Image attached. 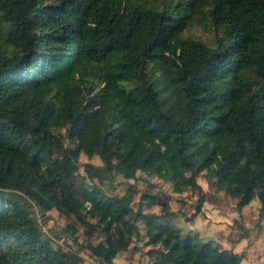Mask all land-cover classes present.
Here are the masks:
<instances>
[{"label":"trees","instance_id":"trees-1","mask_svg":"<svg viewBox=\"0 0 264 264\" xmlns=\"http://www.w3.org/2000/svg\"><path fill=\"white\" fill-rule=\"evenodd\" d=\"M194 22L210 42L180 33ZM58 128L97 163L55 155ZM201 170L264 216V0H0V264H79L33 207L99 264H241L174 224Z\"/></svg>","mask_w":264,"mask_h":264},{"label":"rangeland","instance_id":"rangeland-1","mask_svg":"<svg viewBox=\"0 0 264 264\" xmlns=\"http://www.w3.org/2000/svg\"><path fill=\"white\" fill-rule=\"evenodd\" d=\"M147 4H157L159 0H143ZM180 33L182 35H192L198 37L206 42H210L213 36L211 26L205 24L201 26L197 23L184 26ZM83 65H80V70H76L75 74L82 73L85 80L89 79L93 82L96 81L92 75L90 67L92 60L85 59ZM88 68V69H86ZM58 139V147L55 155L62 159L73 161L78 158V162L92 161L97 163L95 157L88 156L86 150L79 147L77 139H70L66 137L64 128H58L55 131ZM79 167V171L82 172ZM196 181L200 185V189L187 188L180 195L175 194V201L170 200V209L175 210L174 224L180 229L182 233L195 232L201 240L209 239L212 243H216L219 248L227 255H236L241 264H264V216H260L257 212L256 199L250 200L245 205L237 210L234 206L235 198L226 194L223 190H215L210 182V175L208 170H201L196 175ZM125 181L116 180L114 186L106 189L107 192L122 191L125 188ZM138 190H148L154 192L156 188L149 184L137 182ZM202 195L199 211L186 218L177 211L178 202H188L187 213L192 212L189 202L193 205L197 196ZM36 221L43 234L51 238L56 244L60 245L66 250H72L79 256V264H88L91 261L97 262L93 259L89 250L79 246L86 239L81 233V227L77 226V244L72 243L70 238L61 229L68 223L72 222L71 218L63 215L50 212L48 215L42 217L36 207H33ZM97 221V219H93ZM88 246L95 247L98 240L96 235H92L88 239ZM98 263V262H97ZM126 258L124 255H116L113 258L112 264H125ZM99 264V263H98ZM131 264H142L138 259H132Z\"/></svg>","mask_w":264,"mask_h":264},{"label":"crops","instance_id":"crops-1","mask_svg":"<svg viewBox=\"0 0 264 264\" xmlns=\"http://www.w3.org/2000/svg\"><path fill=\"white\" fill-rule=\"evenodd\" d=\"M119 254L124 255V257L126 258V263L125 264H131L132 259H135L137 261L139 259L142 264H144V262H145L142 257H139L138 256V254L136 252H131V253H128V252H120V253H116L114 255V257L116 255H119ZM113 258H112V263H113Z\"/></svg>","mask_w":264,"mask_h":264},{"label":"built area","instance_id":"built-area-1","mask_svg":"<svg viewBox=\"0 0 264 264\" xmlns=\"http://www.w3.org/2000/svg\"><path fill=\"white\" fill-rule=\"evenodd\" d=\"M88 264H98L97 262L91 261Z\"/></svg>","mask_w":264,"mask_h":264}]
</instances>
